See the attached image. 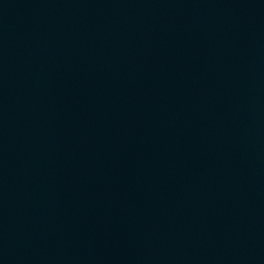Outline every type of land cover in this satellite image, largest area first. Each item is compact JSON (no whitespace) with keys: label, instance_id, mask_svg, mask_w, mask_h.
Returning a JSON list of instances; mask_svg holds the SVG:
<instances>
[{"label":"water","instance_id":"95a60500","mask_svg":"<svg viewBox=\"0 0 264 264\" xmlns=\"http://www.w3.org/2000/svg\"><path fill=\"white\" fill-rule=\"evenodd\" d=\"M0 264H264V0H0Z\"/></svg>","mask_w":264,"mask_h":264}]
</instances>
